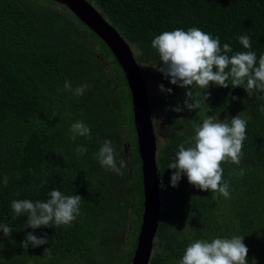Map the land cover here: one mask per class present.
Instances as JSON below:
<instances>
[{"label": "trees", "instance_id": "obj_1", "mask_svg": "<svg viewBox=\"0 0 264 264\" xmlns=\"http://www.w3.org/2000/svg\"><path fill=\"white\" fill-rule=\"evenodd\" d=\"M88 1L132 50L136 48L140 67L147 62L161 64L152 40L176 28L198 27L213 38L218 36L221 48L225 43L231 46L229 56L251 50L258 60L264 54V0ZM241 35L249 36L251 49L239 43ZM65 80L73 88L82 84L88 88L79 97L58 92ZM229 85L193 90L199 109L214 108L229 120L243 113L247 120L240 165L222 164V179L230 183L227 199H213L211 191L196 189L186 176L178 187H171L173 170L168 164L178 146L194 135L198 121L208 116V112L196 116L189 111L192 120L178 129L180 115L188 110L170 109L183 107L187 90L172 89H179L180 96L168 104L171 131L158 153L159 185L162 177L166 190L159 187L162 209L150 264H178L191 242L234 235L244 237L249 264L253 260L264 264V113L259 111L264 100L258 99L264 93L253 91L249 97L243 87L233 88L231 81ZM77 120L90 127L91 139L72 141L70 127ZM126 138L131 143H125ZM106 139L112 141L117 166L121 159L126 162L122 176L106 172L94 158ZM79 145L88 149L82 156L75 152ZM240 168L245 170L242 177L229 175ZM136 181L140 189L135 188ZM117 187H125L121 192L125 204L116 200ZM53 189L83 198L81 215L71 226L51 224L34 230L26 227L27 214L13 219V200L46 202ZM144 201L131 94L116 58L66 7L49 0H0V225L12 230L10 237L0 231V264H131L135 238L132 250L117 263L112 261L120 254L115 248L124 235L126 242L132 227L140 232ZM136 210L139 222L131 219ZM117 231L122 234L115 239ZM28 233L38 238L46 235L49 242L35 248L29 244L25 250L21 245ZM46 249H51L50 256L45 255Z\"/></svg>", "mask_w": 264, "mask_h": 264}, {"label": "clouds", "instance_id": "obj_2", "mask_svg": "<svg viewBox=\"0 0 264 264\" xmlns=\"http://www.w3.org/2000/svg\"><path fill=\"white\" fill-rule=\"evenodd\" d=\"M239 43L244 49H251V41L248 35L238 37ZM151 47L156 51L162 67L156 70L169 79L172 85L186 89V99L183 107L177 105L171 111L182 112L185 108L194 111L200 108V102L194 100V89L207 90L211 85L221 88L243 87L250 97L253 91L264 93V54L259 56L254 51H241L232 54V48L225 43L221 48L220 38L202 31L198 27L188 30L176 28L171 31H163L152 40ZM87 84L78 85L73 88L70 80H65L63 89L60 91L71 92L79 97L83 96ZM161 92L172 94L171 88L159 85ZM191 89V90H189ZM204 91V92H205ZM206 100L208 99L207 96ZM233 100L238 97H232ZM264 100V95L258 96ZM194 101V102H193ZM259 111L264 113V106ZM58 126V125H57ZM247 120L243 113L221 121L214 116H207L202 123L196 125L195 133L184 143L178 146L175 157L168 164L172 169L170 184L172 188L179 186L183 177H187L188 183L201 191H211L213 199L218 196L230 198V183L224 181L223 163H241L243 155V143L247 139ZM156 132V131H155ZM71 139L76 141L77 137L91 139V129L84 122L77 120L70 127ZM187 145V147H186ZM88 149L79 145L75 152L83 155ZM94 158L107 172H115L122 176V169L126 162L121 159L119 167L116 161V151L111 140H104ZM245 170L240 168L237 172L233 170L232 175L243 176ZM8 176L3 177V185L7 187ZM161 190H166L161 177L159 185ZM49 199L33 202L29 199L13 200L11 208L13 219L27 214V226L32 229L48 228L51 224L56 227L71 226L81 215L82 197L79 195L66 196L61 191L53 189L49 192ZM144 208V203H143ZM143 214V213H142ZM0 231L5 237H10L12 230L7 225H0ZM48 238H38L28 233L21 245L27 250L29 244L32 247H40L47 244ZM249 249L244 243V237L234 235L230 238L216 237L211 241L206 239L191 242L184 250L178 264H249ZM45 255H51V249L45 250ZM252 264H256L253 260Z\"/></svg>", "mask_w": 264, "mask_h": 264}, {"label": "water", "instance_id": "obj_3", "mask_svg": "<svg viewBox=\"0 0 264 264\" xmlns=\"http://www.w3.org/2000/svg\"><path fill=\"white\" fill-rule=\"evenodd\" d=\"M49 1L66 7L83 25L100 38L116 58L125 75L131 94L145 193L142 223L131 264H150L154 256V244L162 207L157 167L158 137L155 132L147 81L131 44L88 0Z\"/></svg>", "mask_w": 264, "mask_h": 264}, {"label": "rangeland", "instance_id": "obj_4", "mask_svg": "<svg viewBox=\"0 0 264 264\" xmlns=\"http://www.w3.org/2000/svg\"><path fill=\"white\" fill-rule=\"evenodd\" d=\"M41 2H45V1H41ZM133 51H134L136 57L140 55L139 52L136 50V48H133ZM105 64H107L108 70L112 71V67L109 64L108 60ZM157 66L162 67V65L158 64L157 62H155V63L154 62H147L146 64L141 65V69H142L143 75L147 81L148 93H149L150 103H151L152 112H153L155 131H156V134L158 137V151H159L163 146H165L166 140L168 138V133L171 131V126H170L171 120L169 119L168 104L171 100L175 99L177 96H180V90L178 89L177 92H174L172 90V94H167L165 92L160 91L159 85H161V84H163L165 86V88L171 87V89L174 88L175 90H176L177 86L171 85L169 87L167 85L168 84L167 79L164 78L162 73H160L159 71L156 70ZM207 112H208L209 116L215 115L217 117V119H220L221 121L227 119V117H228L226 114L222 115L219 112V110H216L214 108H210L209 110L199 109V110L193 111L192 113H193V115H196V116H204L205 114H207ZM231 112H233V110H231ZM203 119H204V117L201 118L200 121H198V124L202 123ZM191 120H192L191 113L189 111H186L184 114H181L180 115V121L178 124L179 125L178 129L186 127L190 123ZM228 120H229V118H228ZM125 143H131V142L128 138H126ZM131 147H132V145H131ZM128 153H129V150H128L127 154ZM124 188L125 187H117L116 188V194H117L116 200L119 204H125L126 203L124 200H121V192L123 191ZM135 188L136 189L139 188L138 181L135 182ZM140 201H141V199H139V195H137L136 196V203L138 206H140V204L142 202V201L141 202ZM131 219L132 220L134 219L137 222L140 221V217L138 215L137 210L135 211V213L131 217ZM131 230H132V233H130V232L127 233L126 242H125V235H124V241L115 248V250L119 251L120 254H119L118 258H116V261H112V263H117L121 259L120 257L123 256V254H126L132 250V243L137 239L139 231L137 232L135 227H132ZM120 234H122V233L117 231L115 234V239L116 238L118 239L120 237ZM134 238H135V240H134ZM122 246H123V249L121 251ZM105 260L109 261L108 258ZM126 262H128V257L126 259ZM117 264H124V262H120Z\"/></svg>", "mask_w": 264, "mask_h": 264}, {"label": "flooded vegetation", "instance_id": "obj_5", "mask_svg": "<svg viewBox=\"0 0 264 264\" xmlns=\"http://www.w3.org/2000/svg\"><path fill=\"white\" fill-rule=\"evenodd\" d=\"M155 126V125H154Z\"/></svg>", "mask_w": 264, "mask_h": 264}]
</instances>
